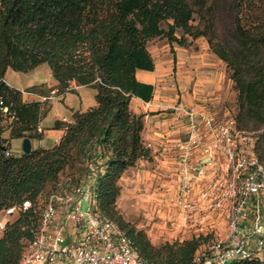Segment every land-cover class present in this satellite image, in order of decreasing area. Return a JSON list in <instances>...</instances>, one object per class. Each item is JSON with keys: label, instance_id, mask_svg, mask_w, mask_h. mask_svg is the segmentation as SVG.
Returning <instances> with one entry per match:
<instances>
[{"label": "trees", "instance_id": "16d2710c", "mask_svg": "<svg viewBox=\"0 0 264 264\" xmlns=\"http://www.w3.org/2000/svg\"><path fill=\"white\" fill-rule=\"evenodd\" d=\"M158 38L185 48L206 40L231 73L237 127L259 131L264 162V0H0V100L14 115L0 112V147H6L0 148V219L15 205L32 203L5 220L0 264H21L40 224L42 195L81 184L90 186L98 211L120 226L148 264H195L203 237L155 247L117 210L122 177L141 160L152 161L142 136L146 115L135 113L131 102L154 97L155 87L137 75L155 70L148 43ZM42 65L61 87L74 81L94 88L95 105L73 114L53 148L18 156L9 143L38 130L42 103L24 101L5 76Z\"/></svg>", "mask_w": 264, "mask_h": 264}, {"label": "built area", "instance_id": "2783aa9c", "mask_svg": "<svg viewBox=\"0 0 264 264\" xmlns=\"http://www.w3.org/2000/svg\"><path fill=\"white\" fill-rule=\"evenodd\" d=\"M0 112L14 117L1 100ZM178 112L187 119L186 138L171 149L179 205L203 221L211 219L212 211L220 212L228 227L227 239L204 245L194 263L264 260V162L257 139L240 130L229 113L219 117L195 106ZM40 199V224L21 264H148L120 226L98 211L90 186L81 184ZM84 202L89 203L86 210ZM30 208L32 203L25 201L6 210L0 231L8 217Z\"/></svg>", "mask_w": 264, "mask_h": 264}, {"label": "rangeland", "instance_id": "374dc122", "mask_svg": "<svg viewBox=\"0 0 264 264\" xmlns=\"http://www.w3.org/2000/svg\"><path fill=\"white\" fill-rule=\"evenodd\" d=\"M194 43L198 44L196 50L201 51V44L207 42L204 39H199L194 41ZM167 44L169 45L167 39L158 38L148 43V49L156 53ZM174 46L177 45L174 44ZM170 47L172 49L171 53L176 55L174 48L172 46ZM46 69L50 72L48 65H42L34 73H18L10 69L6 74L7 80L14 87H27L33 79H37L38 81L32 89L45 91L44 86H46L48 94H46L45 98L47 99L43 101L40 110V125L42 128L53 129L56 123L62 122L63 119L73 117L72 112L74 109L75 111H86L95 105L96 91L94 88L83 86L77 90H70L72 87L70 84H67L66 87H61L57 85L53 78H50L51 81L47 79L48 73L45 72ZM216 69L220 71L219 74L222 76V84H224L218 91L223 90L222 92L228 96L229 100L222 103L221 111L212 108V112L217 113L219 117H223L226 112L236 119L239 108L237 104V92L234 89L231 73L223 63H217ZM224 75L225 77H223ZM186 76L190 77L188 74ZM191 76L190 78H185L183 75L179 76L177 75L176 68H174L170 74L166 75V78L170 77V81H160V87H164L163 93H168L174 97V102L169 101L168 104L176 105L177 107L179 105L177 96L184 93H191L193 89H196V77L194 73ZM53 91L56 92L55 95L52 94ZM180 100L182 101V98ZM167 110L171 111L173 109L169 108ZM246 132L250 133L256 139L259 134V131ZM2 136L3 139H8L9 137L7 132ZM10 144L12 152L16 154L23 152V143L18 139L10 141ZM153 168L155 169V167ZM144 169V167H141L140 171L132 169L120 181L122 191L117 200V210L126 224L136 228L138 231L144 232L151 244L155 247H161L175 242L182 243L195 237H203L205 239L204 245L213 243L216 240L224 241L227 239L228 227L224 218L221 217L220 212L212 211V217L209 220L210 223L206 219L203 221V218H198V215L184 212L179 205L178 196L167 193L161 194L160 191L149 189L150 185L146 174H144ZM154 187L155 189L159 188L157 185ZM88 205L89 203L84 202L82 210H86ZM196 220H199L200 224H196ZM201 222L204 223L201 224ZM211 223L212 226H210ZM200 254L201 252L199 251L197 256L199 257Z\"/></svg>", "mask_w": 264, "mask_h": 264}, {"label": "crops", "instance_id": "0c3cea01", "mask_svg": "<svg viewBox=\"0 0 264 264\" xmlns=\"http://www.w3.org/2000/svg\"><path fill=\"white\" fill-rule=\"evenodd\" d=\"M170 46L174 48L176 55L171 53L172 49ZM197 46V43L186 48L167 44L156 53L148 49L154 59L155 70L153 72L140 71L137 75L139 81L153 85L155 91L154 97L150 102H144L137 98H134L131 102V108L135 113L146 115L145 129L142 136L152 154V161L141 160L135 170L140 171V168L144 167V174H146L147 177H145L148 178L150 185L149 189L160 191L161 194L167 193L175 195L179 185L176 173L177 166L171 149L179 140L186 138L187 119L178 112V109L195 106L211 112L212 108L221 111L222 103L229 100L228 96L222 92L223 90L218 91L224 84H222V76L219 74L220 71L216 69V64H221L222 62L211 52L207 43L201 44V51L196 50ZM174 68H176L177 75H183L185 78L192 77L191 74L194 73L197 84L196 89H193L191 93H184L177 96L179 101L177 107L176 105L168 104L169 101L174 102V97L168 93L164 94V87L161 88L159 84L162 80L165 82L170 81V77L166 78V75L170 74ZM35 71H37V68L29 73H34ZM45 72L48 73L47 79L51 81L50 78H53L51 70L49 72L46 69ZM186 74L190 75V77L186 76ZM37 81V79H33L29 83V86L18 88L12 86L7 80V76H5V82L10 88L24 92V101L43 103L46 94H48V90L46 86H44L45 91L32 89ZM55 82L60 86V83L56 80ZM69 84L72 86L70 90H77L83 87L74 81L69 82ZM181 98L182 101L180 100ZM169 108L173 110L168 111L167 109ZM78 111L84 112L82 110ZM75 112L77 111L74 109L72 114ZM71 121L72 117L63 119L62 122L56 123L53 129H44L39 122L38 130L27 134L32 142V148H53L65 135L67 126ZM18 140L23 143V139ZM9 146H11L10 143ZM11 153L16 154L12 151ZM22 153H17L16 155L19 156ZM156 185L159 186L158 189H155L154 186ZM40 198H43V195ZM1 235L2 233H0Z\"/></svg>", "mask_w": 264, "mask_h": 264}, {"label": "water", "instance_id": "95a60500", "mask_svg": "<svg viewBox=\"0 0 264 264\" xmlns=\"http://www.w3.org/2000/svg\"><path fill=\"white\" fill-rule=\"evenodd\" d=\"M0 148L3 152H6V147H0ZM22 149H23L24 154H29L32 152L33 148H32V142L30 139L28 138L23 139Z\"/></svg>", "mask_w": 264, "mask_h": 264}]
</instances>
